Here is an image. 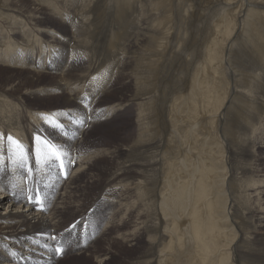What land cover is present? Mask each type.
Segmentation results:
<instances>
[{
    "label": "bare ground",
    "instance_id": "bare-ground-1",
    "mask_svg": "<svg viewBox=\"0 0 264 264\" xmlns=\"http://www.w3.org/2000/svg\"><path fill=\"white\" fill-rule=\"evenodd\" d=\"M61 1L0 0V15L5 17V22L0 25V28L7 29V34L11 31L9 35L13 39H20L23 33L28 37H25L27 40L23 39L22 43L17 40L15 42V39L7 43V37L0 36V264H11L7 258L8 245L16 247L22 244L30 248L29 240H47L49 234L58 231V228L61 230L60 228L65 227L70 215L72 217L78 214L79 206L65 204L64 199L63 204L59 202L62 208L55 213L56 216H52L55 208L52 199L57 191L56 202L60 198L62 177L66 174L64 162L57 158V153H62L65 158L73 159L75 163L72 162L69 165L71 170L75 165L81 164L79 152L83 150L82 143L87 136H93L98 125L91 124L100 123L105 115L100 110L89 113L90 115H87L84 120L85 128L81 130L83 141L70 142L56 135L46 121L58 122L64 117L71 116L72 110L53 112V109L79 105L81 101L85 102L88 99L86 96L90 93L97 95L89 108L98 109L108 100V97L114 98L119 95L122 85H125L128 90L127 94H120L118 101L121 104L118 106H123L128 95L132 98L135 129L122 139L123 144L131 145L129 149L118 148L111 153L106 170L112 174L106 183H100L103 184L100 187V193L104 195L100 199L104 207L115 206V201L111 200L115 192L108 186L138 179L144 172L154 173V176L158 177L157 183L154 184H159L160 190L153 195L150 194L151 196L148 186L150 179L144 184L136 185L137 195L126 192L128 196L132 197L134 194L138 200L144 202L145 209L136 212V208L139 207L134 204L132 208L128 205L127 210L131 220L136 218L141 221L140 226L135 227L132 236L135 245L131 247L138 248L131 249L139 255V262L136 264H183V261L185 264H247V257L258 252H255L256 248L251 250L253 253L248 250L244 252L243 248L255 247L259 243L261 235L256 231L264 224V214L261 216V210H258L260 214L249 212L255 207L251 203L252 200L262 207L258 197H264V192L260 188L262 182L264 183V144L258 143L256 140L258 136L255 133L256 130L264 131L262 128L264 67H260L264 63L257 64L256 60L262 55L264 57V0H240L241 8L233 14V17H230V13L235 8L234 0L213 1L215 4H211L212 10H217L216 14L219 16L223 13L222 20L218 23L215 19L211 21L201 19L199 22L196 21L195 25H191L195 41L198 34H200L199 39L211 38L213 32L218 39L214 38L211 44L210 41H206L210 45L207 50H204L207 60L200 59L201 54L192 55L193 49L190 50L187 44L178 49V62L189 66V69L185 72L186 74L181 71L185 77L181 76L179 92H175L179 94L184 91L186 96H182L184 93L182 97L176 96L178 99L175 98L177 100L173 101V103L176 102L173 107L168 106L171 100H163L164 96L160 91L163 90V84L160 83V73L163 69L159 70L165 66L167 60H165L164 50L160 54L156 52L158 56H153L151 52L153 61L150 59V52L141 54V60L145 58V62L140 61L144 63V71L136 68L140 66L138 61L132 65L134 58L133 55H130L133 59L129 56L136 44V40H131L132 35L140 31H144L147 35L143 34L140 41V43L144 42L146 47L147 38H151V31L156 41L161 39L160 42H152L155 40L151 38L149 43H152V48L156 49L163 42L166 32L161 30L166 16L159 10V5L154 4L160 11L155 13L154 22H149L152 15L147 13L148 10L146 11L148 0H140L138 3L142 15L137 23L134 22V15L132 16L134 4L131 2L124 0V6H118L115 9L117 25L119 26L118 22L120 23L119 31L117 33L114 31L115 34H113L111 33L113 30H110V33L111 38H116L119 44L115 43L117 45V48L115 46L116 49L113 50L115 56L110 54V57L114 56L117 64L112 76L107 78L102 71V65L92 59V53L89 55L88 49H91L89 47L94 44L95 40H92L97 35L96 30L100 28L98 26L99 28L95 29V23L101 18L108 19L113 6L107 0L103 3L97 2L98 0H83L81 3L67 1L68 4ZM211 7H209L210 10ZM23 13H27L28 17L22 21L19 19ZM151 22L154 24L150 25ZM212 23H217L213 27L214 30H212ZM21 25L25 27L24 31H17ZM125 26H132L133 31H130L128 37L124 34L126 39L121 40L122 38L118 35ZM102 27L101 30L104 28ZM180 28L182 29V26ZM177 32L179 33V30ZM104 34L107 36V33ZM39 40L47 47L50 46V49H58L53 50L49 55L44 53L46 56L40 62H38L40 58H35L37 48L30 44L37 43ZM248 44L250 49L246 52L243 53L241 50L239 54H237L238 51L235 52L236 46ZM22 47H28V49L24 50ZM194 47L196 51L198 46ZM45 48L42 50L45 51ZM15 50L20 51L17 53ZM198 59L205 61L203 68L198 65ZM239 59H242L240 62H245V66L242 63L243 67L237 69L234 64ZM263 59L262 62H264ZM111 62L113 61L106 64ZM195 63L200 69L195 68ZM43 66L49 70H56L58 73L38 72L36 68ZM66 82L70 83L68 86L73 85L75 88L70 95L66 92L67 89L65 90ZM53 93L59 96L52 98ZM229 119H232V125ZM75 123L78 124L76 121ZM107 132L109 135L114 133L109 128ZM48 134L53 136L58 146L52 145L44 136ZM9 137H12L14 141L19 139L21 143L16 145L8 140ZM40 138L41 147L37 154L35 142ZM95 138L94 135L93 139ZM99 141L103 142L101 139ZM21 145L23 147H20ZM237 148L245 154L250 153V161L238 160ZM126 154L129 156L134 154V157H131L133 160L120 163V158ZM101 156H107V154L102 153ZM67 163H69L68 160ZM258 165L262 170L258 168ZM89 167L87 166L88 169ZM38 169L42 171L37 173ZM56 170H60L58 174L62 177L54 174ZM73 181L67 186V195L68 190L72 192L71 187L77 185V177ZM55 182H58L57 187ZM124 196L122 201H126ZM79 200L77 198L76 202ZM35 208L46 212H36ZM153 208L155 211L151 212ZM88 225L89 223L85 221L81 227ZM74 226L80 227L77 223ZM71 231L72 229L64 231L66 233L63 237L55 242L52 241L57 255L64 259L71 254L64 251L61 246L63 242H66L67 235L74 241ZM39 246L49 251L45 244ZM58 249L63 251H57ZM100 253L102 257L100 256L98 260L99 264L109 263L108 251H100ZM262 253L259 251V254ZM72 256L74 257L73 254ZM53 258L54 256H46L44 264L69 263L63 260L54 263ZM9 259L17 264H40L32 257L19 256L13 251L10 252ZM80 259L76 257L69 260Z\"/></svg>",
    "mask_w": 264,
    "mask_h": 264
},
{
    "label": "rangeland",
    "instance_id": "rangeland-1",
    "mask_svg": "<svg viewBox=\"0 0 264 264\" xmlns=\"http://www.w3.org/2000/svg\"><path fill=\"white\" fill-rule=\"evenodd\" d=\"M60 1L61 0H58V2H60ZM67 1L73 2V3H81L83 0H62L61 2L64 4H68ZM107 1L113 6L111 13L108 16V19H107V17H105V18L99 17V19L100 18L101 19L98 20L99 22L97 21L95 23V29L99 28L98 26H100V28L98 30H96L97 35L94 37L95 39L92 40V41L95 40L93 42L94 44L89 47V48H91V49L93 48V49L92 50L88 49V52H89L88 54L90 55L92 53L91 54L92 59L95 60L97 63H99V65H102V68L105 70L104 71L102 69V71L106 74V77L109 78L110 76H112V72L115 70V65L117 64L116 59L114 57L115 51L113 52V50H115L117 48V45L119 44V42H117L118 40L116 41V38H114V39L111 38L112 37L111 33L115 34L114 31H116V33H117L119 31V26H120L119 22H118L119 26L117 25L118 18L116 16L115 9H117L118 6H124V4H123L124 0H107ZM127 1H129L128 3L131 2V4H134L133 6H134L135 12L132 9V16L134 15V22H136V23L139 22L141 15H142L141 7L138 4L140 2V0H127ZM196 1L195 0H148V4L146 5V7H147L146 11L148 10L147 13H151V15H152V17L150 16L149 22L150 21L154 22L155 13L157 14L160 12V11H158V8L166 16L165 21H164L165 24H163V27H162L163 29L161 30V32H163V31H164V33L166 32V35L163 37V42L161 44H159L157 47H156V45H154L156 47V49L152 48V43L150 44L149 42H150L151 38H152V40H155L152 42H158V41L160 42L161 39L159 38L156 41V39H154L155 35L153 34L152 31L150 34L151 38H147V43H148L147 47L145 46L144 42L140 43L142 35L145 34L144 31H140V32L136 33L138 35H136V34L132 35L131 40H136V44L132 48L131 52L129 53V56L133 55L132 57L134 58V60H132V65L136 61H138L140 63V66L136 67V68H139L140 70L141 69L143 71L145 70V67L143 66L144 63H141V62H145L144 61L145 58L141 60V57H140L143 52H145V54L150 52V54H151L150 59H151V61H153L154 59L152 57V53H153V56L154 55L158 56L156 54V52L160 54L162 52V50H164L165 60L166 59L167 60H166L165 66L160 68V70H159V71H161V69H163L161 72L162 74L160 73V80H161L160 83L163 84V90L161 89L160 91H161V94L164 96L163 97L164 101L171 100L170 101L171 104L168 105L169 107H173V104L176 103V102L173 103V101H176L178 99V97H176V96H179V97H182V96L185 97L186 96L184 91L179 93V94H175V92H179L178 88L180 85L181 76L185 77V75H182L181 71H183L184 74H186L185 72L189 69V66L180 64V62H178V60H179V58H178L179 53L177 54L178 49H180L182 46L184 47L187 44V47H189L190 50L193 49L192 55L201 54L199 58L203 59V60H207V57H206L207 54H205L206 51H204V50L208 49V47L210 46L209 43L211 44V42L214 38L218 39V36H216L215 32H213V34L211 35L212 36L211 38H200L199 39L200 34H198L196 37V41H195V39H193V36H192L193 28L191 27V25H195L196 21L199 22L201 19H208L209 21H211V20L215 19V20H217L215 22H218V21L220 22L222 20V17H223L222 16L223 13L219 16V14H216L217 10H212L213 7H211V4L214 5L215 3H213V1L215 2L217 0H212V1L210 0L211 1L210 3L208 2L209 0H196ZM225 1H228V0H225ZM225 1H223V2H225ZM239 1L240 0H234L233 1L235 8L232 7L234 9H232L233 11L230 13V17H233V14L237 13L240 10L241 2H239ZM97 2L103 3L104 0H98ZM133 2H135V3H133ZM64 4H63V6H65ZM154 4L159 5V7L156 8L157 5L155 6ZM174 6H176V7H174ZM130 7H131V5H130ZM209 7H211V10ZM177 10H178L179 14L176 13ZM213 14H214V16H213ZM23 15H25V16L23 17ZM23 15L21 16L22 19L20 18L19 20L23 21L24 19H26L28 17L27 13H23ZM135 16H136V18H135ZM4 18H5L4 16L0 15V25H2V23L5 22ZM112 18H117V19H112ZM135 20H137V21H135ZM109 21H111V23ZM153 22H151V24L150 23L149 24L153 25L154 24ZM173 22H175V23L172 24ZM186 22H188V24ZM215 24H217V23H212V30H214L213 27ZM105 25H108L109 28H108V26H105ZM183 25H185V26H183ZM188 25H189V27H188ZM102 26L103 27L105 26L104 27L105 30ZM180 26H182V29L180 28ZM101 27L103 28L102 30H101ZM110 27L112 29H110ZM24 28L25 27L21 25L20 29H17V31H24ZM124 28L120 32V34L118 35L119 37L122 38V39L120 38L121 40L126 39V37L124 38V34H126V36L128 37L130 31H133L131 29L132 26L131 27L125 26ZM43 29L46 30V28H44V27H43ZM183 29H185V30L188 29V31H185ZM4 30L5 29L0 28V31H1L0 36H2V37L6 36L8 39V41L6 40L7 43L9 42V40L13 41L15 38L13 39V37L11 35H9L11 33V31H9V34H7L8 33L7 29L5 31ZM110 30L111 31L113 30V31L111 32ZM178 30H179V33L177 32ZM49 31H52V30H49ZM104 31H106V32H104ZM124 31H125V33H124ZM180 31H182V33H180ZM2 32L4 35L2 34ZM187 32L189 33V35ZM104 33H107V36ZM168 33H170V34L172 33V34L170 35ZM56 34L58 35V33H56ZM23 35H24V33H23ZM23 35H20L21 36L20 39L16 38L15 42L17 40L19 43L20 42L22 43L23 39L26 41L27 39H25V37L26 38H28V37L26 35H24V36ZM169 35H170V37H168ZM97 36L102 37L103 40ZM118 36H117V38H119ZM183 36H184V38H183ZM57 37H59V36H57ZM97 39H99V40H97ZM110 39H112V40H110ZM188 39H190L189 43H188ZM197 39H198V41H197ZM2 40H5V39H2ZM179 40H181L183 42H180ZM199 41H200V44H202L201 46L199 44ZM206 41H210V42L208 43ZM111 42H113V43H111ZM97 43H98V45H97ZM174 43H176V44H174ZM177 43H180V44H177ZM30 44H32L33 46H35V48H37L36 49L37 51L34 50V52L36 51L38 53L37 54L35 52L36 53L35 58H40V59H38V62H40V60L43 59L47 54L49 55V53L52 52L53 50L54 51L58 50V49H56V50L50 49V46L47 47V45L44 44L41 40H39L37 43H30ZM241 44H242V41H241ZM45 45H46V48H45ZM224 45H225V43H224ZM115 46H116V48H115ZM144 46H145L146 50L144 49ZM194 46H198L196 51H194L195 50ZM205 46H206V49H205ZM238 46H236V48H235V50H236L235 52L237 53V51H238L237 54H239L240 50H241V52L244 53L250 49V44H248L247 46H242V45L239 47ZM98 47H99V49H98ZM246 47H248V48H246ZM43 48H45V51L42 50ZM147 48H148V51H147ZM22 49L27 50L28 47H22ZM18 51H20V50H18ZM18 51L15 50V52L19 53ZM90 51H92V52H90ZM133 51H135V52L132 53ZM44 53H46V55ZM202 53H203V55H202ZM243 53H241V54H243ZM24 54H29V53L24 52ZM110 54L114 55V56L110 57L111 56ZM42 55H43V57H42ZM188 55L192 56L191 54H188ZM188 55H187V57H188ZM204 55H206V56H204ZM65 56H67V54ZM261 57H258L256 59L258 61L257 64L264 63V62H262V59L264 57H262V58ZM190 59H192V57ZM200 59H198L199 60L198 65H200V67H202V66L204 67L205 61L203 62V60L201 61ZM258 59H260L261 61ZM198 60H197V62H198ZM240 60L242 61V59L235 61V64H237V66L234 64V67L237 69H240L241 67L245 66V62L244 63L240 62ZM110 61H113V62L109 63L110 65L106 64ZM200 61L203 62V64ZM263 61H264V59H263ZM196 63H195V68L198 67ZM168 65H169V67H168ZM181 65H182V67H181ZM214 65L216 66V64H214ZM261 66L264 67V64L263 65L261 64L260 67ZM178 67H180V68H178ZM200 67H198V68L200 69ZM36 69L38 72L45 71L47 73H58V72H56V70H49L46 66H43L41 68L37 67ZM131 71H133V69H131ZM169 72H170V74H169ZM78 74H80V73H78ZM154 83H155V81H154ZM68 84H70V83L66 82V83H64V86H65V90L67 89L66 92L67 93L69 92L68 94L70 95L74 92L73 90L75 88L73 87V85L68 86ZM127 90H128V88L125 85H122L120 88V94H127ZM120 94L116 95V97H114V98L108 97V100H106L105 103L102 104L98 109H90L89 108L90 104L94 101V98L97 95V94H93V93H90L89 96H86L88 99L85 102L81 101L79 105L72 106L71 108H67V106H66L65 108L58 109V110L53 109V112L54 111L59 112V110H61V111L62 110L63 111L72 110L71 116L64 117V118L60 119L58 122H55L53 120L46 121L47 124L49 125V127L52 129V131L56 135H58L59 137L65 139V140H68L70 142H74L76 140H82L83 141V136L81 135V130H83L85 128L84 120L86 119L87 115H90L89 113H94L95 111L99 112V110H100V112H102L105 116L103 117L104 120L101 121L100 123L94 122L91 124V125L98 124L96 127V130L93 132V136L95 135L96 138L94 140L93 136L91 135V136L86 137L85 142L83 141L82 146H83L84 151L82 150V152H79L80 153L79 156L82 159L81 164L75 165L71 170V169H69V165L72 162H74L73 159H71L70 157L65 158L62 153H57V155L59 156V159H61L64 162L66 174H65V177H62V175L58 174V173H60V170H56L54 172V174L56 176L59 175L63 178V181H62L63 185H62V187H60L61 188L59 191L60 198L58 197L59 198L57 201L58 203L56 202V196H57L58 191L56 192L55 196L52 199L53 203L55 204V208L52 212V216L53 217L56 216L55 213H57L62 208V204H63L64 199H65V204L71 203L72 205H78L80 207L79 208L77 206L78 207V214L75 216H72V217L70 215L66 221L67 225L65 224V227L66 226L67 227L66 228L65 227L60 228L61 230H59V228L58 229L56 228L58 231H56L52 234H49L47 236V238H48L47 240H45V241H41L38 239L29 240L28 242H29L30 248L34 249L33 251L30 248L24 247V245H22V244L20 246H16V247H12L11 245H8L7 248L9 250V253L7 254V258L11 264H17L14 261H11L9 259V255H10L11 251L17 253L19 256H25V257H30V258L32 257L34 260H36L40 264H44V262H46L45 257L49 256V255L52 257L54 256V258H53L54 263H59L61 260H63L64 262L69 261L68 264H99L98 260L102 257L101 256L102 253L99 254L100 251H108V254L110 255V260H109V263H107V264H136L139 262V259H138L139 255L136 254L137 252L131 250V249H138V248L131 247V245L132 246L135 245L134 240H132V236H133L135 227L140 226L141 221L137 220L136 218L131 220L127 214V210H128V205H130L132 208V205L137 204L139 208H136V212L143 211V210H145L144 205H143L144 202L138 200V198H136V196L134 194L132 197L128 196V194L126 192L136 193V195H137L138 190H137L136 185L137 184H144L150 179L149 185H148L149 186V195L150 194L153 195V193L155 194L160 190L159 184H157V185L154 184V183H157L156 181H158V177L154 176L155 175L154 173L152 174L149 172V174H148V173L144 172V173H142V177H140L138 179H132V180L124 181V182H118V184L114 183L113 185L108 186L111 190H114V192H115L114 198L111 199L113 202L115 201L114 202L115 206H105L104 207L102 205V202H101L102 199H100V198L104 197V195L102 193H100V187H102V185L104 183H106V181L108 179L111 178V174H112L106 170V164L110 160L109 159L110 155L112 152L116 151L118 148L129 149L128 147L131 145L127 144V143L123 144L124 142L122 139H125L135 129L134 115H133L135 111H134V106L131 103L132 98L128 95L127 100L124 101L122 104L123 106H118L119 104H121L118 101L119 96H121ZM166 95H167V97H166ZM52 96H53L52 98H56L59 96V94L53 93ZM165 97H166V99H165ZM173 98H174V100H172ZM175 98H177V99L175 100ZM54 101H57V100H54ZM57 102H59V101H57ZM50 109H52V108H50ZM238 113L240 114V112H238ZM172 114H173V112H172ZM174 114H176V113H174ZM238 116L239 115H237V117ZM262 120H264V117ZM75 121L78 122L79 125L77 123H75ZM229 121L231 122V125H232V119H229ZM82 122H83V125H82ZM108 128L111 131L113 130L114 133H110V135H109V132H107ZM262 128L264 130V124L262 125ZM207 131H208V129H207ZM87 133H88V131H87ZM255 133H257V136H258V138L256 139V140H258V143L264 144V131L256 130ZM44 136L49 139V141L51 142L52 145L58 144L57 141H55V139H53L52 135L48 134V135H44ZM123 136H124V138H123ZM81 137H82V139H81ZM100 139L103 142H100L99 141ZM92 140H94V141H92ZM18 142H19V144L21 143V141L19 139H18ZM40 147H41V138L39 139V141L35 142V148L38 151L37 154H39ZM8 148H11V147H8ZM200 148L201 147H199V149ZM239 150L240 149L237 148L238 157H239L238 160H240V161L244 160V162H245V160L250 161V158H249L250 153L245 154V152H243L242 150H240L241 151V153H240ZM62 151L65 152V150H62ZM102 153H106L107 156H101ZM239 154H241V155H239ZM150 155H149V157H150ZM131 157H134V154H131L130 156L126 154V155L122 156L119 161H120V163L130 162L133 160V158H131ZM67 160L69 163H67ZM87 166H90L89 169L87 168ZM259 167L260 166L258 165V168ZM260 170H262L261 167H260ZM41 171L42 170L38 169L37 173H40ZM141 171H144V170H141ZM76 177H77L78 183H77V185L75 184L71 187V188H73L72 192H70V190H68L69 194L67 195L66 194L67 193L66 190L68 188L67 186H69V184ZM257 179L258 178L256 177V180ZM153 180H155V181H153ZM73 182H76V181H73ZM100 183H103V184H100ZM55 185H56L55 187H57L58 182H55ZM154 186H158V187L156 188ZM62 188H63V190H62ZM155 188H156V190H155ZM260 188H262V190L264 192V183L263 182H262ZM150 189H151V191H150ZM120 194L122 196H120ZM123 196L126 198V201H122ZM144 197H145V195H144ZM77 198L80 199L79 202H76ZM256 198H257V196H256ZM258 199H260V203H262L263 206L260 207L258 204H256V202L254 200H252L251 203H253L255 205V207L252 208L251 211L249 210V212L251 214H260L259 211L261 210V216H262V214H264V197H258ZM59 202H61L62 204ZM93 202H94V204H93ZM59 205H60V207H59ZM257 205H258V207H257ZM153 209L151 212L155 211V209L154 210ZM34 210L36 212H42V213L46 212V211H41V210L39 211L37 208H35ZM79 210H81V211H79ZM263 217H264V215H263ZM151 218H153V215H151ZM150 220L152 221V219H150ZM85 221L88 222L89 225L87 227H81V226H83ZM123 221H124V223H123ZM76 223L79 224L80 227H75L74 225ZM261 226H262V228H260L256 231V233H259L261 235V237L259 238V243L257 245H255V247L243 248L244 252H246V250H248V251H250V253H253L251 250H253L255 248H256L255 252H258V253H254L253 256L249 255V257H247V259H246L248 261V262L246 261L247 264H255V263L256 264L257 263L258 264H264V252H263L264 251V228H263L264 224ZM68 229H72L71 232L73 233L72 235L74 236V241H72L70 239V236L68 237V235H67L68 238L66 237V242H63V246H61V248L64 251H67V253L70 252L71 255L70 256L67 255V257H65L66 259H64L63 257L57 255V253L55 251V245H53V242H55L58 238L63 237L64 233H66L64 231H66ZM225 229L227 230V228H225ZM225 229H223V230L226 231ZM68 234H71V233H68ZM147 239L148 238H146V240ZM40 244H43V245L45 244L46 247L49 248V251L46 250V248L40 247L39 246ZM257 249H259V250L257 251ZM146 251H148V249H146ZM259 251H260V253H262V252L263 253L259 254ZM48 253H50V254H48ZM72 254L74 255V257L72 256ZM86 254H87V256H85ZM147 254H148V252H147ZM256 254H258V255H256ZM94 255H95V257H94ZM76 257L81 258V259L78 261H75V260L70 261L69 260V259L76 258ZM253 257H255V258H253ZM249 261H251V262H249ZM182 263L185 264V261H183Z\"/></svg>",
    "mask_w": 264,
    "mask_h": 264
},
{
    "label": "snow or ice",
    "instance_id": "snow-or-ice-1",
    "mask_svg": "<svg viewBox=\"0 0 264 264\" xmlns=\"http://www.w3.org/2000/svg\"><path fill=\"white\" fill-rule=\"evenodd\" d=\"M8 140L13 142L16 145H19V142L18 141H14L12 137H9ZM20 147H23V146L21 145ZM57 158H59V156H57ZM57 251L62 252L63 250L62 249H58Z\"/></svg>",
    "mask_w": 264,
    "mask_h": 264
}]
</instances>
